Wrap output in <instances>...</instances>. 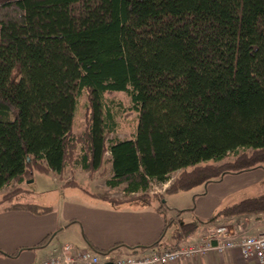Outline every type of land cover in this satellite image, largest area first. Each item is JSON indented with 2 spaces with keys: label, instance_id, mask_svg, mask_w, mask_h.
<instances>
[{
  "label": "trees",
  "instance_id": "trees-1",
  "mask_svg": "<svg viewBox=\"0 0 264 264\" xmlns=\"http://www.w3.org/2000/svg\"><path fill=\"white\" fill-rule=\"evenodd\" d=\"M116 92L132 106L108 97ZM83 96L86 124L75 133ZM129 110L134 135L111 138ZM107 153V184L145 204L175 172L166 192L264 168V0L0 3V191L34 168L95 173ZM259 213L264 193L217 217ZM197 226L174 231L178 246Z\"/></svg>",
  "mask_w": 264,
  "mask_h": 264
},
{
  "label": "crops",
  "instance_id": "crops-1",
  "mask_svg": "<svg viewBox=\"0 0 264 264\" xmlns=\"http://www.w3.org/2000/svg\"><path fill=\"white\" fill-rule=\"evenodd\" d=\"M6 1L9 0H0V3ZM109 158L106 155L105 163H109L111 171L112 165ZM97 173L92 174L80 169L69 177L55 173L60 178L57 181L59 184L73 179L77 186H81V182L77 181L76 177L82 174L83 177L92 179L97 185L105 186L106 193H94L96 197L94 199L69 198L63 191L60 200L46 206L51 208L46 213L14 208L10 204L0 205V264H42L53 255L55 248L66 243L73 244L80 250H91L98 254H103L98 252L100 250L104 251L120 245L109 252L113 257L144 255L154 249L164 250L178 246L173 235L184 222L180 217L179 219L169 217L159 207L158 199L154 198L157 195L164 196L173 179L164 183V191L152 195V202L145 204L137 201L136 204L131 203L134 200L120 197L117 193L119 187L109 186L106 182L108 178L105 179V185L102 182L98 183L95 176ZM26 180L28 178H25L21 184ZM23 204H38V202L28 200ZM202 205L196 211V216L200 219L192 221L197 222V229L189 236L183 237L180 245L199 239L219 224L228 225L234 231L247 234L264 230L263 213L217 217V213L221 210L218 209V200L206 199ZM172 223L176 226L169 232ZM173 264L261 263L243 259L239 250L234 248L223 253L212 251L203 256Z\"/></svg>",
  "mask_w": 264,
  "mask_h": 264
},
{
  "label": "rangeland",
  "instance_id": "rangeland-1",
  "mask_svg": "<svg viewBox=\"0 0 264 264\" xmlns=\"http://www.w3.org/2000/svg\"><path fill=\"white\" fill-rule=\"evenodd\" d=\"M108 97L121 101L125 107L132 106L131 98L127 93L116 92L108 95ZM86 102L87 97L83 96L80 99L76 120L74 122L73 130L75 133H80L85 128L87 111L85 107ZM137 120L136 111L129 110L124 112L123 115L119 117L120 126L118 131L111 134L110 137H119L121 139L132 137L138 124ZM106 155L107 157H110L109 153ZM104 165L95 175L98 183L102 182L103 185H105V179L112 175L109 163L107 162ZM76 171L67 169V171L61 176L65 174L69 177ZM177 174L178 172L173 173L171 178H175ZM56 175L57 174L52 171H41L34 168L33 172L27 177L28 180L24 181L22 184L21 182L13 181L10 185L1 190L0 205H9L28 202V200H35V203L38 202L39 206H49L53 205L58 199L60 200V198H62L61 195L63 194V191L67 193L69 198L75 197L76 199L82 197L94 199L96 198L94 193H106V190H104L105 186L100 185V188L96 182L87 176L83 177L82 174H79L76 177V180L81 182V186L69 185L67 183L59 184L57 181L60 180V178ZM164 187V183H154L149 189L148 195L152 197V195H155L156 192L159 194L164 191ZM123 190L124 187L119 186L117 193L124 199L136 198L139 195L138 193H135L126 197ZM10 192H13L11 196L6 199V201H1L3 196ZM263 192L264 168H257L238 174H226L220 181L201 183L189 190L180 192H165L162 202L165 204V211L169 217H174L176 219H179L180 217L182 222L187 223L200 219V217L196 216V211L203 206V201L206 199H210V201L218 200V209L220 210L227 205L238 203L248 197L258 196ZM131 203L137 204V201L134 200L131 201ZM179 211L182 212L178 214ZM170 226L169 232L175 229L176 224L172 223Z\"/></svg>",
  "mask_w": 264,
  "mask_h": 264
},
{
  "label": "built area",
  "instance_id": "built-area-1",
  "mask_svg": "<svg viewBox=\"0 0 264 264\" xmlns=\"http://www.w3.org/2000/svg\"><path fill=\"white\" fill-rule=\"evenodd\" d=\"M234 248L239 250L243 259L264 264V230L247 234L219 224L199 239L170 249H154L148 254L138 256L113 257L110 253L98 254L91 250H80L75 245L66 243L55 248L53 255L42 264H173L212 251L223 253Z\"/></svg>",
  "mask_w": 264,
  "mask_h": 264
}]
</instances>
